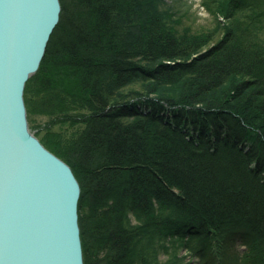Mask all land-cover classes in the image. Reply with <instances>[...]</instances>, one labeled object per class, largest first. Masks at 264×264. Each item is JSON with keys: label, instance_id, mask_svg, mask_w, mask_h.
Segmentation results:
<instances>
[{"label": "trees", "instance_id": "obj_1", "mask_svg": "<svg viewBox=\"0 0 264 264\" xmlns=\"http://www.w3.org/2000/svg\"><path fill=\"white\" fill-rule=\"evenodd\" d=\"M60 2L25 102L69 124L84 263L264 264V0Z\"/></svg>", "mask_w": 264, "mask_h": 264}, {"label": "water", "instance_id": "obj_2", "mask_svg": "<svg viewBox=\"0 0 264 264\" xmlns=\"http://www.w3.org/2000/svg\"><path fill=\"white\" fill-rule=\"evenodd\" d=\"M61 12L60 0H0V264H85L80 183L31 132L25 102Z\"/></svg>", "mask_w": 264, "mask_h": 264}, {"label": "rangeland", "instance_id": "obj_3", "mask_svg": "<svg viewBox=\"0 0 264 264\" xmlns=\"http://www.w3.org/2000/svg\"><path fill=\"white\" fill-rule=\"evenodd\" d=\"M171 1V0H169ZM175 9L181 11L186 15L184 22L186 24H196L197 26L212 27V19L209 13L202 5V0H176ZM188 13V14H187ZM188 16V17H187ZM264 39V36H262ZM61 116L56 115H34L28 113V121L31 132L41 141L45 140L49 145L55 148L57 143L56 138L48 136L49 133L57 136L58 139H64L65 133L70 131L69 124L59 123L57 118ZM48 129V130H47ZM48 136V137H47ZM42 143V141H41ZM43 144V143H42ZM44 145V144H43ZM45 146V145H44ZM47 148V147H46ZM48 149V148H47ZM50 152L56 155L55 152L48 149ZM58 157V155H56ZM247 250V246L243 243H237L236 253L238 257H242V254ZM180 256H187V264H206L200 262L198 258L193 257L187 249L180 250ZM162 262L167 263L170 258L165 253L160 256ZM210 264V263H208ZM213 264V263H211Z\"/></svg>", "mask_w": 264, "mask_h": 264}]
</instances>
